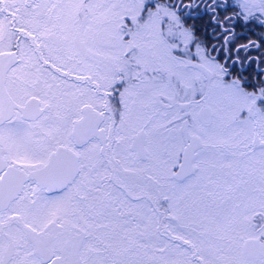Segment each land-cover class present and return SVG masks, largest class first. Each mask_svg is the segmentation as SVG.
Wrapping results in <instances>:
<instances>
[{"label":"snow or ice","instance_id":"snow-or-ice-1","mask_svg":"<svg viewBox=\"0 0 264 264\" xmlns=\"http://www.w3.org/2000/svg\"><path fill=\"white\" fill-rule=\"evenodd\" d=\"M256 76L163 0H0V264H264ZM205 172L201 195L162 191Z\"/></svg>","mask_w":264,"mask_h":264},{"label":"flooded vegetation","instance_id":"flooded-vegetation-1","mask_svg":"<svg viewBox=\"0 0 264 264\" xmlns=\"http://www.w3.org/2000/svg\"><path fill=\"white\" fill-rule=\"evenodd\" d=\"M163 2L177 5L178 15H181L186 25H194L198 40L202 42V46L207 47L211 56L228 65L230 70L234 69L235 72L242 73L244 77L248 78L249 83H256V74L264 72V26H262L264 18L257 17L251 23L243 20L238 21L233 15L237 9L232 7L236 0H163ZM213 16L220 21L219 25L212 19ZM226 17H231V20H225ZM225 28L231 29V32L226 33ZM226 36L227 42L225 41ZM250 43L251 46L242 47L243 45H250ZM213 46H215V51L212 50ZM190 48L191 52L194 53L195 48L191 46ZM261 79H264V76ZM76 83L82 86V82ZM119 90L122 91L123 89L120 88ZM109 103L116 110L123 108L117 93H113ZM116 119L118 123V115ZM209 158L212 159L213 157L210 155ZM213 171L215 175L220 173L219 169ZM209 174L211 173L205 172L199 178L189 174L183 179L173 181L178 186L177 188L170 189L169 185L165 184L162 191L170 196H180L181 191L178 189H183L186 194L201 191L207 183ZM150 189L149 186L148 190ZM58 194V192L45 193L49 196ZM137 195L139 194L137 193ZM157 195L160 193L155 192L154 196ZM162 201L159 206L161 212L168 207V203L163 199Z\"/></svg>","mask_w":264,"mask_h":264},{"label":"rangeland","instance_id":"rangeland-1","mask_svg":"<svg viewBox=\"0 0 264 264\" xmlns=\"http://www.w3.org/2000/svg\"><path fill=\"white\" fill-rule=\"evenodd\" d=\"M130 182H131V180H130ZM148 191H149V193H150V194H153V195L155 194V192H154L152 189H150V190H148ZM137 193H138V194H140V192H139V191H138ZM161 202H163V201H162V199L160 200V203H159V205H158V206H160V205H161Z\"/></svg>","mask_w":264,"mask_h":264}]
</instances>
